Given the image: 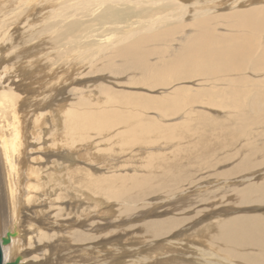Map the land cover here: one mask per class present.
Returning a JSON list of instances; mask_svg holds the SVG:
<instances>
[{
    "label": "bare ground",
    "instance_id": "bare-ground-1",
    "mask_svg": "<svg viewBox=\"0 0 264 264\" xmlns=\"http://www.w3.org/2000/svg\"><path fill=\"white\" fill-rule=\"evenodd\" d=\"M36 1L16 0L14 6L12 0H0V156L7 205L0 213V238L10 233L9 241L1 243L3 262H50V257L43 259L45 252L41 258H27L19 246L22 237L32 244L35 237L48 234L35 224L22 231L19 223V210L43 200L44 192L49 204L70 199L72 205L73 199L85 196L101 211H116L128 227L136 226L133 235L150 242L147 249L158 239L170 245L174 252L167 255V264L175 258L183 259L175 264H264V212L226 216L209 231L196 226L199 220L212 222L206 215H186L205 206L178 202L176 213L144 222L135 213L151 195L165 200L186 188H197L195 203L221 196L223 204L233 197L238 205L264 208V170L255 173L264 164V0H199L194 8L186 6L190 0ZM27 5L35 13L28 15ZM166 6L175 12L165 13ZM230 6L239 8L228 11ZM42 10L50 16L38 29L30 20ZM131 17L136 20L126 28L136 27L117 34L111 52L101 56L98 49L100 55L87 64L97 63L95 75L115 73L119 85L127 77L135 89L113 88L109 82L95 91L87 84L64 89V81L74 79L70 56L66 61L61 59L65 54H58L40 67L32 62L37 53L39 59L42 55L35 52L38 35H49L57 46L74 47L81 36L94 38L74 36L90 18L118 31ZM9 63L20 68L12 70ZM29 73L38 82L23 84ZM79 93H96L97 101ZM55 209L61 213L62 205ZM192 235L200 237L197 242L177 239ZM71 236L75 242L92 239L84 230L75 229ZM187 247L178 258L179 248Z\"/></svg>",
    "mask_w": 264,
    "mask_h": 264
},
{
    "label": "rangeland",
    "instance_id": "rangeland-1",
    "mask_svg": "<svg viewBox=\"0 0 264 264\" xmlns=\"http://www.w3.org/2000/svg\"><path fill=\"white\" fill-rule=\"evenodd\" d=\"M36 2L38 3L41 1L37 0ZM190 2L191 3L188 2V4L186 6H191L193 8L199 6L198 5L199 0H190ZM12 3H14V6H15V4L17 2H16V0H12ZM226 3L234 4L235 1L234 0H228ZM32 4H30V5H32ZM9 5H8V8L11 7V4H9ZM30 5H27L28 10H29V11H27L28 15L35 13L34 9H32L30 7ZM36 8H37V6H36ZM231 8H239V7H237V6L231 7L230 6L227 8L228 11L231 10ZM7 10H9V9H7ZM43 11L44 10L37 13V14L43 13L42 15L40 14V16L37 19H35L34 21L30 20L31 22H34L38 26V29H39V27H41L43 25V22H45V20H43V19L50 16V13H48V11L47 12L46 11L43 12ZM204 11H206V10H204ZM216 11L221 12L220 9H218ZM164 12L165 13H167V12L173 13V12H175V10L169 6H166V7H164ZM206 12H208V11H206ZM125 15H126V13L122 16H125ZM154 16H156V15H154ZM149 18H152V17H149ZM81 19H83V18H81ZM84 19H86V18H84ZM121 20L122 19H120V22H121ZM131 20H136V18L135 17H131V19L128 18L127 22L122 23V25H124V24L125 25L123 27H121L120 30L114 31L113 30L114 28H111L107 25H105V28H104V25L103 26L98 25L96 22H94V20H92L90 18V21L88 22L87 26H85L83 28L78 27V29H76V32L74 31V36H77L78 34H85L86 36L94 34V38L91 40L89 37L85 38L84 36H81L80 43L74 42V47H72L69 44H66V45L61 44V46L60 45L57 46L56 44H53L49 40V37H50L49 35H45V34L38 35L37 36V42H39V45L35 48L36 49L35 52H39V54L40 55L42 54V55L40 56V59H39L38 53H37L36 57H34L32 59V62L35 65L37 63L38 64L37 66L40 67V66L45 65V63H47V61L49 62L51 59L54 58V56H57L58 54H61V55L65 54V55H62L61 59L62 60L64 59L66 61L68 58L65 56H70L71 57L70 61L73 60V62H74L73 64H75L74 79H72L68 82H66L67 80H65L64 81L65 85L63 86L64 89L65 88L66 89L73 88V86L79 88L80 86L83 87V86H85V84H87V85H90V87H91L90 90H94V89H98L100 87V85L102 84V82H104L105 84H107L109 82L108 84L113 85V88L116 87V88H124V89H126V88L127 89H135V87H129L131 85H129L127 83L128 82L127 77L125 79H123L122 85H119L115 81L118 79L117 78L115 79L113 76V75H116L115 73H113L112 76H108V77H103L100 74L95 75L94 73L96 72V70L100 71V69L97 66V63H95V65H93V66L91 64L90 65L87 64L89 61H92L94 58L96 59V57H98L101 53H102L101 56L109 54L111 52V49L113 48V46H112L113 42L117 39V37L121 33L123 34L127 30L136 27L137 23H134L132 26L128 27V29L126 28V24L132 22ZM18 21H20V19ZM16 26L12 27V29H14V28L16 29L17 28ZM109 28H111V29H109ZM32 29H37V27L35 26ZM8 34L9 33H7V35ZM117 34H118V36H117ZM7 35H6V37H7ZM86 40H89L90 43ZM32 44H34V43H32ZM16 49H15V51H16ZM98 49L102 50V52H99L100 54H96L97 53L96 51ZM53 50H55V51L53 52ZM67 51H68V54H67ZM100 59H101V57H100ZM70 61L68 62V65H71ZM19 62H21V61L19 60ZM30 62H26V63H30ZM13 65H14L13 63L12 64L9 63V67H11L12 70L14 67L20 68L19 64H16L15 66H13ZM12 70H11V72H12ZM44 70H45V68H44ZM91 72H93V74ZM106 72L109 73V71H106ZM88 73H90V74H88ZM37 74H39V73H37ZM35 76H36V74L34 75L33 73H29L28 75L25 76L26 79H25V77H22L25 79L23 84L38 82V81H35L36 80L35 78L37 77V76L36 77ZM92 77H93V79H95L94 80L95 82L92 81ZM30 78H32V79H30ZM70 82H71V84H70ZM32 85H35V84H32ZM33 87H35V86H32V88ZM32 88H30V89H32ZM139 89L147 91V89H145V88H143V89L139 88ZM22 90H24V89L22 88ZM22 90H21V92H22ZM157 90L161 91L162 89L159 88ZM154 91L155 90H153V92ZM17 92H20V91H17ZM80 95H82V97H85L88 99L91 98L92 99L91 101H93V102L97 101V94L96 93H93L92 95L79 93L78 96H80ZM78 96L75 95L74 96L75 99H78L79 98ZM100 101L104 102V98L103 99L100 98ZM214 111L215 110L213 108L210 110V112L215 113ZM230 163L231 162H228L225 164L230 165ZM222 166H225V165H222ZM101 170H103V169H101ZM263 170H264V164L261 165L260 167H257L255 170V173H258V174L262 173L260 171H263ZM2 172H3V167H2V161H1V156H0V185H1L0 186V198H1L0 199V213H2L3 210L5 211V209L7 211L6 196L4 194L5 186L3 183V173ZM200 173H205V172H200ZM206 175H207V173H206ZM185 187L186 186H184V188ZM208 188H210L209 185L203 187L204 190H207ZM195 189H197V188H195ZM195 189L192 190V189L186 188L183 190V193H181L182 192L181 191L178 194H175L174 196H167V198L165 200L161 199L160 197H159L160 199L159 198L155 199V198H153V195H151L152 198L150 200L146 201V203H144V205L138 206L135 210V213L138 214V218H140V217L142 218V219H140L141 220L140 222H144L145 220L160 218V217H164L170 213H176L177 210H175L173 207L176 206L178 204V202L182 203V201H184L186 206H194L193 208H195L197 205H199L202 208H203V206H205V208L200 213L190 211L186 215L188 217H191L194 215V213H196V218H199V219H200V217H203L206 215V217L208 219L205 218V220H208L207 222L212 220V222L209 225H207V224H205L206 223L205 221H204V223L203 222L201 223L202 220L198 219L199 224L196 226L199 227L198 231H205V230L209 231V230H211L209 227L214 221L221 222L223 220V218L226 216L231 217L232 214L234 216V215L239 214V213L240 214L241 213L255 214V213L264 212V208L256 209L257 207H260V206L238 205L235 203V200H233V197L230 198L229 196H228L229 198L226 200V204L221 203L222 200H224L221 198V196L213 197L207 203H203V204L202 203H195L194 200L196 198V194L198 193V190H195ZM44 195H45V193L43 192V198H42V194H40V196L39 195L36 196L37 198L41 197L43 200H40V202L32 201L30 208H28L29 211L25 210L24 207H27L26 205H24L23 208H21L19 210L20 211L19 223H20L21 228L23 229L22 231H24L27 228V226H29V224H35V226L43 228L44 231L46 232V234L48 233L43 238H40V240L38 237H35L33 239L35 242L34 243L32 242V244H29V240H28L27 236L21 238V240L19 241V246H20L21 251L25 250L24 256H26L27 258L28 257H39V258H41L40 256L45 252V257L43 259H48L50 257V262L52 264H129V263L130 264H146V263L147 264H155V262H156V264H167V261L170 260V259H167V255L172 254L174 252V250L170 249V245L164 243L162 241V239H158L157 241H155V243H154L155 246L154 245L153 246L156 250L153 247H152L153 249H147L146 244H149L150 242L145 240V239L140 240V238H138V236H136V234L133 235V233H132L133 230H131V229H134V227H136V226L128 227L127 224H125L123 222V220L126 219V218H124V216H121L122 218H117V216H116L117 213L115 210H114L115 212H113V210H112V213L110 211H108L107 213L104 211H101L102 209H100L99 206L96 207L95 204H93V203L91 204L90 201L86 200L85 196H83L82 199H80V198L73 199L72 205H70V201H68L70 199H68V200L64 199V200H67L65 202H58L57 200H55L53 203L54 205H53V204H49L51 202H49L45 198L46 195L45 196ZM36 197H34V199H36ZM174 197H176V198H174ZM44 198L46 199L45 201H44ZM179 199L181 201H179ZM155 200H157V201H155ZM163 201H165L166 203ZM36 202H37V204H36ZM3 203H4V206H3ZM83 203L85 205L90 204L91 206L88 207V209L86 210L85 207H83V206H85ZM104 203L106 204L107 202L104 201ZM216 204L220 205L221 207L220 206L215 207ZM56 205H62V212L61 213H58V211L55 209ZM69 205L71 207H69ZM74 206H76V208H74ZM178 209L181 210L182 206H178ZM222 209H223V212H220V211H222ZM35 210H36V212H35ZM215 210L218 211L217 215L212 214V212L215 213ZM37 211H39V212H37ZM162 212H163V214H162ZM97 213H98V215H97ZM139 214L141 216H139ZM208 214H210V216H212V217H209ZM50 216H52V217H50ZM158 216H160V217H158ZM45 219L47 220L46 222H45ZM102 219H103V221H102ZM47 222H48V224H47ZM68 222H70L72 224L71 225L67 224ZM131 222H133V221H131ZM55 223H57L59 225H57ZM114 225H115V227H114ZM69 226H71V227L69 228ZM72 226L76 230L87 231L92 236V239L86 240L84 242H75L74 238L71 236V232H73L75 230ZM135 231H139L138 228ZM172 233L177 234L178 229H176ZM34 234H36V233H34ZM3 235H4V233H3ZM67 235L69 238L67 237ZM168 236L171 237L170 235H168ZM183 237L184 236H182V237L180 236L177 239H180V241H189L191 243L192 242L194 243V242L198 241V238H200L199 236L192 235V237L186 236L187 237L186 239H189V240H186V239H184L185 237L184 238ZM36 238H38V239H36ZM58 238L60 239L59 241H58ZM137 239H139L140 241ZM22 243H23V245H22ZM89 244H90V246H89ZM140 244L143 247L142 246L140 247L139 246ZM158 244H159V246H158ZM133 245H136L139 248L135 251H132L131 246H133ZM43 246H45L46 248ZM81 246H83V247H81ZM162 246H164L165 248L167 247L168 249L166 250ZM76 247H77V249H76ZM87 247H89V248H87ZM79 248H81V249H79ZM82 248L85 250H83ZM188 248H191V247H187V249L179 248V250H181V251H178V254H179L178 258L181 257V254H182L181 252L183 251V253H186V251L189 250ZM86 250H88V251H86ZM141 252H143L142 255L140 254ZM164 252H165V254H164ZM138 254H140V255H138ZM120 255H122L123 257L121 258ZM112 257H114V258H112ZM148 257H149V259H148ZM157 259H160V260H157ZM175 259L178 260V262L183 261L182 258L181 259L175 258ZM184 259L186 260V258H184ZM58 260L59 261L62 260V261L59 262ZM176 260L173 259L172 260L173 263H171V264H175ZM50 262L46 263V264H51ZM150 262H152V263H150ZM31 264H38V263L32 261Z\"/></svg>",
    "mask_w": 264,
    "mask_h": 264
},
{
    "label": "water",
    "instance_id": "water-1",
    "mask_svg": "<svg viewBox=\"0 0 264 264\" xmlns=\"http://www.w3.org/2000/svg\"><path fill=\"white\" fill-rule=\"evenodd\" d=\"M9 235L10 233H6L5 236L0 238V264H18L19 260L18 258L14 259L13 261L3 262V254L1 249V243H6L9 241Z\"/></svg>",
    "mask_w": 264,
    "mask_h": 264
}]
</instances>
